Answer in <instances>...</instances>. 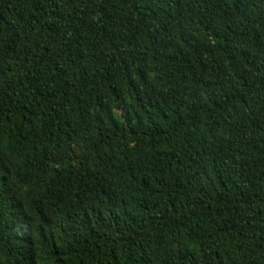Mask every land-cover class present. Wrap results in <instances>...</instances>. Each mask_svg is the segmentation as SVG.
Segmentation results:
<instances>
[{
	"label": "trees",
	"instance_id": "obj_1",
	"mask_svg": "<svg viewBox=\"0 0 264 264\" xmlns=\"http://www.w3.org/2000/svg\"><path fill=\"white\" fill-rule=\"evenodd\" d=\"M0 264H264V0H0Z\"/></svg>",
	"mask_w": 264,
	"mask_h": 264
}]
</instances>
